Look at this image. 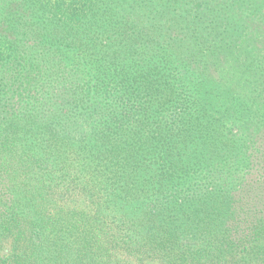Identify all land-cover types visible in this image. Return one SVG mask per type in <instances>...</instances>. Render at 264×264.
<instances>
[{"label":"trees","instance_id":"1","mask_svg":"<svg viewBox=\"0 0 264 264\" xmlns=\"http://www.w3.org/2000/svg\"><path fill=\"white\" fill-rule=\"evenodd\" d=\"M0 264H264V0H0Z\"/></svg>","mask_w":264,"mask_h":264}]
</instances>
